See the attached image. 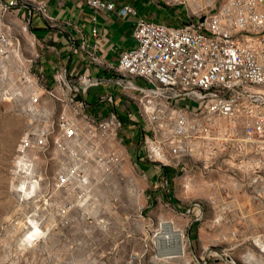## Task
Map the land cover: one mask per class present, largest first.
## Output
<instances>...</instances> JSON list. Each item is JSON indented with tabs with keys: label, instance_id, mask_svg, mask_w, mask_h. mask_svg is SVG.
<instances>
[{
	"label": "built area",
	"instance_id": "1",
	"mask_svg": "<svg viewBox=\"0 0 264 264\" xmlns=\"http://www.w3.org/2000/svg\"><path fill=\"white\" fill-rule=\"evenodd\" d=\"M86 1L97 11L115 8L107 0ZM164 2L187 12L192 3L194 17L187 14L189 20L181 25L140 18L135 45L121 54L118 65L98 55L94 27L90 38H82L77 47L88 67L110 76L78 74L59 64L50 71L53 86L40 87L41 66L24 65L23 59L41 58L32 16L38 14L52 29H61L60 23L44 2L0 0L1 71L31 81V110L40 106L39 89L66 109L55 120L44 111L39 117L45 124L22 144L19 169L28 180V193L19 191L41 196L42 228L53 230L74 215L93 224L118 208L115 189L129 166L150 180L151 187L164 188L167 202L173 201L168 194L172 175L193 169L225 166L241 175L248 187L264 183V0ZM117 14L136 13L126 6ZM25 35L33 38L31 44ZM53 42L48 49L57 53L56 37ZM103 85L123 92L124 116L115 111L116 98L109 91L97 94V105L87 99L91 89ZM32 153L48 155L56 170L49 174L47 165L38 167ZM142 163L151 166L152 175ZM129 181L130 193L137 196L138 181Z\"/></svg>",
	"mask_w": 264,
	"mask_h": 264
},
{
	"label": "rangeland",
	"instance_id": "2",
	"mask_svg": "<svg viewBox=\"0 0 264 264\" xmlns=\"http://www.w3.org/2000/svg\"><path fill=\"white\" fill-rule=\"evenodd\" d=\"M180 8L183 23L189 20L187 14L194 17L196 9ZM23 59L33 68L40 64L30 62L29 56ZM50 73L43 71L40 87L53 86ZM30 82L0 69V264H264V183L248 187L241 175L225 166L172 175V202H167L164 188L151 187L150 180L129 166L115 189L118 208L93 224L74 215L53 230L42 228L41 196L19 191L28 193V180L19 169L22 144L45 124L39 117L44 111L55 120L63 108L39 89L40 106L31 110ZM32 154L38 167L47 165L49 174L56 170L48 155ZM141 168L152 175L149 164ZM129 177L139 183L137 196L130 193ZM165 221L183 233L184 256L165 255L164 250L172 248L159 238Z\"/></svg>",
	"mask_w": 264,
	"mask_h": 264
},
{
	"label": "crops",
	"instance_id": "3",
	"mask_svg": "<svg viewBox=\"0 0 264 264\" xmlns=\"http://www.w3.org/2000/svg\"><path fill=\"white\" fill-rule=\"evenodd\" d=\"M38 1L45 3L50 15L61 26V29L59 27L52 29L38 14L32 16L31 30L41 54L39 65L47 73L55 70L59 64H64L78 74L110 76L108 72L99 71L96 67H88L85 56L77 47L82 38H90L94 27L98 31L97 37L94 38V42L98 45V55L106 62L118 65L121 54L135 45L133 34L136 22L140 18L168 25H181L186 19L180 6L166 5L164 0H107L114 3V11H97L86 0ZM126 6L131 7L136 14L120 17L118 11ZM25 37L27 43L31 44L33 38L28 35ZM55 37L57 53L48 49V46L54 43ZM104 91H109L115 96V111L120 116H124L120 107L127 103V100L123 92L114 85L91 89L87 99L97 105V94Z\"/></svg>",
	"mask_w": 264,
	"mask_h": 264
},
{
	"label": "bare ground",
	"instance_id": "4",
	"mask_svg": "<svg viewBox=\"0 0 264 264\" xmlns=\"http://www.w3.org/2000/svg\"><path fill=\"white\" fill-rule=\"evenodd\" d=\"M195 9V6L191 3L190 10ZM31 77V76H29ZM30 79V78H29ZM63 98L62 95H60ZM66 109L63 111L65 113ZM188 188V185H186ZM162 231H160L159 238L164 242V244H172V248L166 249L165 255H169V257H181L185 254V240L183 233L181 230L177 229L172 221L162 222ZM165 247V246H164ZM167 247V246H166ZM163 251V253H164Z\"/></svg>",
	"mask_w": 264,
	"mask_h": 264
}]
</instances>
